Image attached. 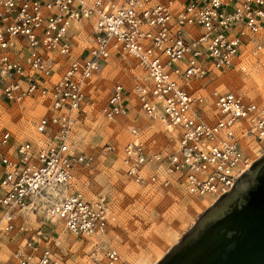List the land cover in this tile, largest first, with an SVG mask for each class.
Listing matches in <instances>:
<instances>
[{
    "label": "built area",
    "instance_id": "2783aa9c",
    "mask_svg": "<svg viewBox=\"0 0 264 264\" xmlns=\"http://www.w3.org/2000/svg\"><path fill=\"white\" fill-rule=\"evenodd\" d=\"M263 54L264 0H0V105H46L30 136L0 126V264H66L67 248L31 225L37 214L88 242L86 264L123 263L105 237L114 217L106 200L75 186L92 156L71 149L88 83L107 63L131 59L143 73L130 88L113 80L100 106L105 119L128 123L125 177L214 201L264 145V103L215 81ZM134 103L172 133L173 146L128 122Z\"/></svg>",
    "mask_w": 264,
    "mask_h": 264
},
{
    "label": "rangeland",
    "instance_id": "374dc122",
    "mask_svg": "<svg viewBox=\"0 0 264 264\" xmlns=\"http://www.w3.org/2000/svg\"><path fill=\"white\" fill-rule=\"evenodd\" d=\"M88 35L86 28L80 32L77 52L87 43ZM137 72L131 59H117L96 73L87 86L89 105L71 135V149L92 156L89 165L76 169L75 186L88 199L106 200L114 217L105 237L121 254L123 263L118 264H155L213 203L210 198L189 196L180 190H147L123 174L120 149L129 138L128 123L120 118L105 119L100 106L113 80L120 79L130 88ZM215 83L222 89H231L264 103V54L256 62L251 60L245 70L238 68L219 74ZM45 110L46 105L36 98L0 105V126L11 129L18 139L30 136L32 124ZM130 117L129 123L139 124L156 141L174 145L172 133L159 121L144 116L136 103L131 107ZM251 154L254 160L258 159L264 154V145ZM32 217L31 225H43L50 230L60 251L67 248L63 255L66 264H86L88 242L67 232L59 219L45 220L38 214Z\"/></svg>",
    "mask_w": 264,
    "mask_h": 264
},
{
    "label": "water",
    "instance_id": "95a60500",
    "mask_svg": "<svg viewBox=\"0 0 264 264\" xmlns=\"http://www.w3.org/2000/svg\"><path fill=\"white\" fill-rule=\"evenodd\" d=\"M155 264H264V154Z\"/></svg>",
    "mask_w": 264,
    "mask_h": 264
},
{
    "label": "bare ground",
    "instance_id": "6f19581e",
    "mask_svg": "<svg viewBox=\"0 0 264 264\" xmlns=\"http://www.w3.org/2000/svg\"><path fill=\"white\" fill-rule=\"evenodd\" d=\"M89 36L90 35H88V38H89ZM143 75V73L141 72V70L140 69H138V72L136 73V75L134 76V78H133V83H134V81L136 80V78L138 77V79L141 77ZM133 83H132V85H133ZM125 85V84H124ZM131 85V86H132ZM126 87V86H125ZM81 190V189H80ZM82 191V190H81ZM83 192V191H82ZM84 194V193H83ZM86 197V196H85ZM88 199V198H87ZM91 200V199H90ZM63 228H64V226H63Z\"/></svg>",
    "mask_w": 264,
    "mask_h": 264
}]
</instances>
